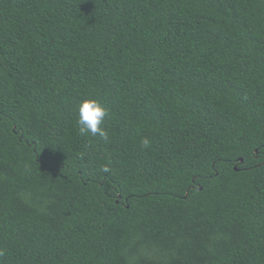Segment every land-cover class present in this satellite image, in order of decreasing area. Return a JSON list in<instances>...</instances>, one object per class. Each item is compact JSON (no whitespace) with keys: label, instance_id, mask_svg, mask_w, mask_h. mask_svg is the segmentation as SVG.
<instances>
[{"label":"trees","instance_id":"16d2710c","mask_svg":"<svg viewBox=\"0 0 264 264\" xmlns=\"http://www.w3.org/2000/svg\"><path fill=\"white\" fill-rule=\"evenodd\" d=\"M0 264H264V0H0Z\"/></svg>","mask_w":264,"mask_h":264},{"label":"clouds","instance_id":"9594fccd","mask_svg":"<svg viewBox=\"0 0 264 264\" xmlns=\"http://www.w3.org/2000/svg\"><path fill=\"white\" fill-rule=\"evenodd\" d=\"M108 114L106 107L98 100L92 98L82 99L77 106V125L81 135H99L107 140L108 134L105 131L103 124L105 117ZM141 145L144 148L150 146V141L147 138L141 140ZM104 172H108L109 168L104 167Z\"/></svg>","mask_w":264,"mask_h":264},{"label":"water","instance_id":"95a60500","mask_svg":"<svg viewBox=\"0 0 264 264\" xmlns=\"http://www.w3.org/2000/svg\"><path fill=\"white\" fill-rule=\"evenodd\" d=\"M241 161H243V160H241Z\"/></svg>","mask_w":264,"mask_h":264}]
</instances>
